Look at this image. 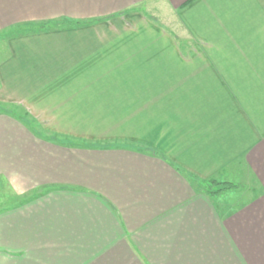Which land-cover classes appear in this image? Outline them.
Returning a JSON list of instances; mask_svg holds the SVG:
<instances>
[{"label": "crops", "instance_id": "1", "mask_svg": "<svg viewBox=\"0 0 264 264\" xmlns=\"http://www.w3.org/2000/svg\"><path fill=\"white\" fill-rule=\"evenodd\" d=\"M186 2L0 0V264H264V0Z\"/></svg>", "mask_w": 264, "mask_h": 264}, {"label": "rangeland", "instance_id": "2", "mask_svg": "<svg viewBox=\"0 0 264 264\" xmlns=\"http://www.w3.org/2000/svg\"><path fill=\"white\" fill-rule=\"evenodd\" d=\"M160 5H162V9L161 12L162 13H166L167 15H173V13H171V11L167 8H165L163 6V4L160 3ZM72 23H70V21L68 20H61L59 23H41V24H27V25H22V26H16L14 28H12L11 30H8L7 32L10 33H16V32H22V31H42L39 29H44V30H48V29H54V28H58V27H64V26H69ZM6 56V50H5V41L4 40H0V60L3 59ZM0 108H4L2 105H0ZM250 176H248L247 179H249ZM224 188L223 185L220 186V189ZM219 189V190H220ZM8 190H6L4 187H0V207H4L6 205H9L10 203H14L16 202V198H12L11 196H9V198L7 197V193Z\"/></svg>", "mask_w": 264, "mask_h": 264}, {"label": "trees", "instance_id": "3", "mask_svg": "<svg viewBox=\"0 0 264 264\" xmlns=\"http://www.w3.org/2000/svg\"><path fill=\"white\" fill-rule=\"evenodd\" d=\"M191 1H193V0H188V2H186V4L190 3ZM71 25H73V24H71ZM39 30H44V29H39ZM210 181H211L210 186H211V184H213V182L216 183V180H214V179H212ZM219 183H221L224 186V188H226V189L234 188V187L237 186V184L229 183V182H223V183L222 182H217V184H219Z\"/></svg>", "mask_w": 264, "mask_h": 264}]
</instances>
